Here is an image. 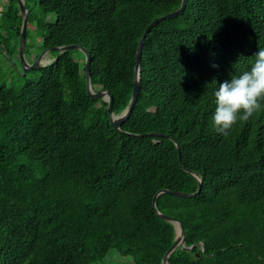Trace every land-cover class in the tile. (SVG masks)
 Here are the masks:
<instances>
[{"label":"trees","instance_id":"obj_1","mask_svg":"<svg viewBox=\"0 0 264 264\" xmlns=\"http://www.w3.org/2000/svg\"><path fill=\"white\" fill-rule=\"evenodd\" d=\"M180 2L24 0L41 50L89 51L92 87L112 93L115 114L129 103L144 28ZM21 22L15 0L1 6L5 59ZM75 53L25 75L7 61L14 78L0 68V264H103L112 249L122 264H161L175 230L153 197L198 187L175 142L201 188L156 197L193 245L169 264H264V0H188L155 24L121 131L107 102L87 95Z\"/></svg>","mask_w":264,"mask_h":264},{"label":"water","instance_id":"obj_2","mask_svg":"<svg viewBox=\"0 0 264 264\" xmlns=\"http://www.w3.org/2000/svg\"><path fill=\"white\" fill-rule=\"evenodd\" d=\"M15 1L18 5L20 14L22 16L21 29H20L19 40H18V54H19L20 63H21L22 67H21V71H19L17 69V66L15 65V63L13 61H10V63L13 65L14 69L17 72H19L21 75H25L31 69L40 68V67L45 66L46 64L50 63L51 61L46 62V63L42 62V58L44 57V55L50 51H54V50L58 51L56 56L54 57V58H57L62 51L70 50V49L80 50L84 55V69H85V81H86L87 95L90 98H95V97L102 98L103 100H105L107 102V113L109 116V123L113 128H115L118 131H121V128H120L121 124L130 115V113L134 107V104L137 100V97H138L139 88H140L141 49H142V45H143V42H144V39H145L147 33L158 22H160L164 19L175 17V16L181 14L185 9L188 0H181L178 8H176L175 10L170 11L168 13H165L163 15L157 16L156 18L151 20L146 25V27L144 28L142 34L139 37L137 47H136L135 64H134V79H133V89H132L131 97H130L128 105L119 114H115L113 112V108H112L113 95H112V93L108 89H102V88L95 89L92 87V84L90 81V53L85 47H82L79 44H67V45H61V46L47 47V48H44L37 55V57L35 58V60L33 62L27 63V61H25V59H24V48H25V37H26V29H27V13H28V11H27V8L25 6L24 0H15ZM0 47H1V45H0ZM125 133L135 135V136H148V135L166 136L165 134L156 133V132H149V133L125 132ZM175 145H176L179 164H180L181 168L183 170L191 173L192 175H194L196 177V179L198 181V187H197V190L194 192L161 189V190L157 191L153 197L152 205L156 211V214L160 218L171 222L173 224L174 230H175L174 240H173L172 244L168 247V249L165 251V253L162 257V260H161V264H169V259H168L169 255L172 253V251L177 246H181V248H183V249H191L193 247V245L185 246L184 227L182 225V222L178 218L164 215L157 210L156 202H155L157 195L160 193H168V194L175 195V196L190 197V196H194L197 192H199V190L201 188V178L198 177L195 172H191L184 167L182 160H181L180 153H179V145L177 142H175ZM201 249L203 250L202 247H201Z\"/></svg>","mask_w":264,"mask_h":264},{"label":"rangeland","instance_id":"obj_3","mask_svg":"<svg viewBox=\"0 0 264 264\" xmlns=\"http://www.w3.org/2000/svg\"><path fill=\"white\" fill-rule=\"evenodd\" d=\"M8 0H0V8L1 6L6 3ZM50 19L54 18L53 14H50L48 16ZM27 31H28V38L26 40V48L24 51V59L27 61V63H31L35 60L38 55L42 50L40 49V44H41V39L40 35L35 31L34 25L32 23L27 24ZM0 40H2V37L0 36ZM9 46H12L9 44ZM36 56V57H35ZM54 53L52 51L46 53L44 57L42 58V62H50L51 60L54 59ZM7 59L4 58L2 50L0 51V68L4 71V73L10 78H14L15 75L11 71L8 62L7 61H13L15 65L17 66V69L21 71V63H20V58L18 54V46L17 50L15 49V52L13 55L10 57H7ZM75 59H77L80 62H84V55L80 53H75ZM16 71V70H15ZM17 72V71H16ZM30 72V71H29ZM110 257H113L116 259H113L110 261ZM123 257L119 256L116 250L112 249L109 251L107 257L103 260V264H122L123 260H126L125 258L122 259ZM112 262V263H111Z\"/></svg>","mask_w":264,"mask_h":264}]
</instances>
